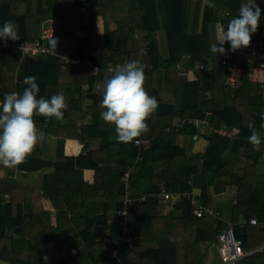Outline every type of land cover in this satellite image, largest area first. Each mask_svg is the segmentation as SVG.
Listing matches in <instances>:
<instances>
[{"label":"trees","instance_id":"1","mask_svg":"<svg viewBox=\"0 0 264 264\" xmlns=\"http://www.w3.org/2000/svg\"><path fill=\"white\" fill-rule=\"evenodd\" d=\"M255 4L261 9L259 27L264 28V3L255 0ZM229 12L231 15L220 18L204 5L198 27V19L189 17L190 0H86L84 3L81 0H0V28L5 21H11L20 38L0 40V101L6 93L22 94L27 87L22 83L24 78L35 76L38 99H50L62 93L67 104L60 121L34 117L44 138L25 163L14 169L0 166V172L4 173L0 177V264H222L213 235L224 229L225 224L210 218L196 223L189 202L172 207L151 199L134 203L126 223L133 235L122 232L121 218L114 212L120 208L124 193L122 176L128 168H132L130 182L137 188L136 195L155 192L160 183H165L168 191H188L191 189L188 182L194 180L193 186L201 191V203L212 206L207 188L214 185L216 193H220L226 185L223 181L230 164L224 159L226 152L241 153L251 161L252 168L259 163L264 136L255 150L248 137L252 131L249 124L257 132H264L260 89L264 79L249 82L243 72L240 86L232 94L226 92V86L220 81H225L229 72L222 61L232 66L233 60L219 54L214 58L210 51V28L216 23L227 26L238 14L235 10ZM45 19L60 21L53 31L52 38L58 41L53 54L20 61L22 53L15 46L40 39ZM109 22L115 24L111 29ZM77 30H86V37H76ZM159 31L166 39V57L161 56L154 37ZM51 39L43 42L51 47ZM224 48L227 52L229 45L225 43ZM61 56L90 59L98 72L94 74L92 67L62 65ZM184 57L189 59L180 70L178 66ZM122 59L126 63L139 60L144 66V87L148 94L160 102L158 87H168L175 107L173 115L158 116L153 112L147 119L148 131L138 139L142 145L149 146L140 152L134 142L120 143L115 150L111 149L108 125L100 117L104 110L100 107L102 94L94 91L101 88L108 66L115 67ZM258 62H244L242 68L245 71L255 67L263 72ZM211 63L214 66L208 70ZM200 65L208 68L199 70ZM189 71L192 80L186 75ZM83 115L90 122L82 131L67 121L77 122L76 118ZM188 116L207 119L212 129L224 125L225 130L233 132L234 140L211 135L202 155L186 154L175 143L178 135L174 130ZM160 117H166L165 122ZM196 132L193 127L180 131L191 135ZM85 138H99V149L85 152L83 144L85 154L64 155L67 139ZM138 153L140 161L136 160ZM49 168L52 173L44 176L47 186H41V193L20 182L26 173ZM76 169L79 177L70 186L69 173ZM83 170L94 171L93 184H84L80 177ZM48 181L66 186H49ZM201 181L205 183L201 185ZM240 187L245 188V184L241 183ZM246 187L250 194L238 189L237 205L232 208L243 212L244 218L255 216L258 221H264V189L257 192L249 184ZM58 192L76 195L81 207L69 211L56 208V224L51 226L50 215L42 210L39 200L43 194L55 198L54 193ZM168 208L171 211L165 214ZM232 213L235 235L243 246L248 240L244 239L247 230L259 245L264 239V228L242 229L237 225L235 212ZM106 235L110 240L101 250V240ZM144 242H152L153 247H142ZM113 250L117 251L116 256L111 255ZM237 264H264V253L250 255Z\"/></svg>","mask_w":264,"mask_h":264},{"label":"clouds","instance_id":"2","mask_svg":"<svg viewBox=\"0 0 264 264\" xmlns=\"http://www.w3.org/2000/svg\"><path fill=\"white\" fill-rule=\"evenodd\" d=\"M209 8H215L212 0H203ZM225 15H231L225 12ZM261 18V9L255 4H242L238 14L233 16L226 28L222 24L217 41L210 45V51L215 58L217 54L224 56L225 43L228 51L235 53L250 46L251 37L257 31ZM18 40L17 27L11 21H5L0 28V40ZM56 39L50 40L54 51ZM98 70V69H97ZM97 70H94L97 71ZM35 76L25 77L23 84L27 87L23 93H6L0 101V166L14 169L26 162L36 144L44 138L35 124L34 117H43L46 121L54 118L60 121L67 110L66 98L62 93L51 96L50 99L37 98L39 86ZM144 66L139 60H130L123 65H109L103 83L100 87L102 99L100 107L101 119L106 125L112 126L115 140L118 143H140L138 139L148 131L147 119L158 108V101L146 91ZM264 121V113L261 114ZM249 143L255 150L262 142L264 132H257L252 124ZM264 129V123L261 124ZM235 232V231H234Z\"/></svg>","mask_w":264,"mask_h":264},{"label":"crops","instance_id":"3","mask_svg":"<svg viewBox=\"0 0 264 264\" xmlns=\"http://www.w3.org/2000/svg\"><path fill=\"white\" fill-rule=\"evenodd\" d=\"M212 2H214L216 5L215 8H212V10L215 11V14L218 15L220 18H224L225 12H229L232 10L233 11L234 10L239 11V8L242 4H253V3H255V0H245V1H241V2H240V0H239V2L237 0L236 1L235 0H213ZM256 2L257 3H264V0H256ZM203 7H204L203 0H190V15H189V17L191 20H193L194 16H195V18L198 19V27L201 24ZM227 9H229V10L227 11ZM195 11L197 12L196 15H195ZM114 25H115L114 22H109V26H110L109 29L113 28ZM98 26H99L98 35H100V33L102 32V22L100 21V19L98 22ZM220 26H221L220 23H216V24H213L211 26L210 30L212 33H210V38H211L210 44H213L217 41ZM226 30H227V28L225 26V31ZM76 32H77L79 38H82L85 36L84 35L85 33L83 32V30H77ZM252 52H253V50H251L250 53H244L243 49H240L236 53V55H234V53H231L228 51L226 52V58H228L229 60L232 59L233 60L232 67H235V69L231 71V74L229 73V75L226 76L225 81H220L224 84V86H226V92L232 94L234 92V90L240 86V84H241L240 78H241L243 72H244L243 77L245 76V79L249 82L256 83L257 81L264 79L263 72L261 70H259L258 68L248 67L245 71L242 68V64L244 62H247V63H250L251 61L253 62V59L256 57V54H253ZM213 66H214V63H211L208 70H210ZM186 75L188 76L189 80L193 79L192 72L189 71V74H186ZM163 88L167 89L165 86H163ZM94 91L95 92L98 91V87H97V89L95 88ZM169 91H170L169 96L165 97L163 100L161 99V102L170 103V104H173V106H174V103H172L173 99H172L171 90L169 89ZM161 96H163V95H161ZM174 110H175V107H174ZM84 112H85V110H84ZM173 114H174V112H173ZM76 120L78 123L75 122L74 120H68V122H69V124L76 125L80 131H82L81 129H84L83 127L85 126V124H87V122H90V120L88 119V117L86 115L80 116ZM107 127L109 129L108 134H109V139L111 141V149L115 150L117 148V145L120 143L116 142V140H115L114 128L112 126H109V125ZM185 127H187V128L193 127L194 129H196L197 132L193 135L180 133V131L182 129H184ZM224 127L225 126L222 125L221 128L212 129V127L209 126L207 119L192 118L189 116L184 117L183 119H181L180 123L176 126V128L174 130V132L178 135L175 139V143L178 146L183 147L186 151V154H188V155H196V154L202 155L204 153L207 145H208V138L211 135H216L218 137H224L222 135V133L227 132V130H225ZM229 132H231V130H229ZM231 133H233V132H231ZM80 134L83 135L82 133H80ZM225 138H228V137H225ZM228 139L234 140V137L228 138ZM83 144H85V149H86L85 152H93V151H97L99 149L100 141H99V138L98 139L97 138L91 139V140L86 139V138H85V140L67 139L65 141V144H64V155L66 157H77L80 153L85 154L84 150L82 152ZM142 146L144 148L143 150H146L149 145L146 144V145H142ZM54 148H55V145H54ZM138 149L140 152L141 148L138 147ZM224 159L227 160V162L230 164L227 166L228 170L226 169V174H225V180L226 181H223L224 183H226V185L220 191V193H222V195L220 193H216V191L214 189V185H210L207 188V195H211L212 204L214 205V202H216L214 207H216L222 213H223L222 207L225 205V203H223V202L226 201V200L222 199V196H224L225 198H230L227 202H230V205H231V200L233 199L234 196L237 195L238 189H239V191H242L245 194H250V193H248L249 188L246 187L247 184H249L253 188H255L257 190V192H261L264 189V149L263 148L260 149L259 163L257 164L256 167H253V168L251 167V161L248 160V158H243L241 153L226 152L224 154ZM76 171H77V169L74 170L73 172L69 173L70 181L68 183L70 186L73 184L74 181L76 182L78 177H79V175ZM2 173L3 172H0V174H2ZM50 173H52L51 168L45 169L42 171L40 170V171H37L35 173H26L24 175L25 178L22 179L20 182L23 183L24 186H31L36 192L41 193V186L43 184L46 185V183L44 181V176L49 175ZM3 176H0V177H3ZM80 177L82 178V181L84 182V184L86 183L89 186V185L94 183L95 174H94V171H92V170H83ZM192 182H195V181L193 180ZM196 182L198 183V180H196ZM204 183H205L204 181H201L200 184L203 185ZM241 183L245 184V188L240 187ZM48 184H49V186H51L52 184L57 186V185H60L61 182H58V181L57 182H55V181L49 182L48 181ZM159 185H158V188H159ZM164 185H165V183H164ZM193 185H194V183H193ZM60 186L64 187L66 185H60ZM132 189L135 193L138 192L137 188L135 186H132ZM193 190H196L195 193L199 194V199H200V193H201L200 188L194 186ZM56 191H57V187H56ZM54 194H55V198L51 195L43 194V195H41L40 200H39L40 201L39 205L41 206L42 210L44 212L49 213V215H50L51 226H55V224H56V219H57L55 216L56 208L61 209V210H65V211H69V209L76 210L79 207H81L79 205L80 199H78L76 195H73V194L66 195V194L61 193V192L60 193L58 192V194H56V193H54ZM101 205H102V203H99L98 206L101 207ZM230 208H231V212H235V214L240 219H242L243 212H238L237 210H234L232 207H230ZM170 211L171 210H169V208H168V210L166 209L165 214L170 213ZM226 218H228V217H226ZM121 229H122V232L125 233L126 235H130V234L133 235V232L131 230L127 229V225H126V227L122 226ZM109 240H110V238L107 235L102 238L101 242H103V243L101 244V250L105 249V245H106V243L109 242ZM239 240L242 242L241 239H239ZM242 245H243V243H242ZM142 247L150 249L153 247V243L152 242H150V243L144 242L142 244ZM216 251H217V246H216ZM49 255H50V251L48 252L47 256H49ZM111 255L116 256L117 251L113 250ZM217 255H218V253H217Z\"/></svg>","mask_w":264,"mask_h":264},{"label":"built area","instance_id":"4","mask_svg":"<svg viewBox=\"0 0 264 264\" xmlns=\"http://www.w3.org/2000/svg\"><path fill=\"white\" fill-rule=\"evenodd\" d=\"M83 2L86 0H82ZM82 11H85L84 8H82ZM50 21L45 20L44 21V32L43 36L39 41L29 46L30 43H25L19 46V50L22 53V58L26 60V55L28 52H31L32 56L31 59H35L40 54H53V50L51 47H49L43 40L45 39H51L53 35V29L49 26H46ZM258 34L262 37L263 43H264V30L261 32L259 28L257 31L252 35V37H256ZM25 49L26 51L23 52L22 49ZM63 61H61L62 65L64 64H71L76 67H92L93 73L97 74L98 68L95 67L92 64V61L87 58H77V57H60ZM261 59L264 60V51L261 55ZM261 67H264V63L261 64ZM208 68V67H207ZM207 68H204L202 65L199 66V70H206ZM94 70H97L94 72ZM264 89V86H263ZM222 135L224 137L233 138V133L227 131L223 132ZM141 141V140H140ZM134 145L137 147H140L141 149H144L141 142L136 143L134 142ZM136 160L140 159V154L138 153ZM132 172V168H128L127 171L123 174L122 180H123V186H124V193L122 195L121 201H120V208L114 212L116 217L121 218V224L122 226L126 227V223L129 218L130 209L132 208L134 203H145L149 199L155 200L160 203L165 204H179L184 201H189L190 205L192 206V213L196 218H204V217H212L217 218L218 213H216L213 209H211L208 206H204L198 202V195L194 193L193 191H168L165 187L164 183H161L159 185V188L155 192H148L143 193L141 195H136V193L132 189V185L130 182V174ZM253 223L255 221H252ZM109 222H107L108 224ZM100 227H103L100 225ZM219 244L217 245V252L218 256L222 262V264H237L242 258L250 256L249 254L252 251H248L242 246V242L235 237L234 229L231 226H226L222 233L218 237ZM264 244L261 245L263 247Z\"/></svg>","mask_w":264,"mask_h":264},{"label":"rangeland","instance_id":"5","mask_svg":"<svg viewBox=\"0 0 264 264\" xmlns=\"http://www.w3.org/2000/svg\"><path fill=\"white\" fill-rule=\"evenodd\" d=\"M82 1V0H81ZM83 2V1H82ZM85 2V1H84ZM83 2V3H84ZM82 8H84V7H82ZM85 9V8H84ZM82 11V10H81ZM82 12H84V11H82ZM45 20H49L50 22L46 25V26H49L50 28H52L53 29V31H54V29L56 28V25H57V23L59 22L60 23V21L59 20H50V19H45ZM44 20V21H45ZM44 21H43V24H42V29H41V32H42V34H41V37L43 36V32H44V28L43 27H45V25H44ZM83 32L85 33L84 35V37H86V35H87V32H86V30H83ZM75 35H76V37H78V34H77V32L75 31ZM41 37H40V39H41ZM52 37H53V35H52ZM51 37V38H52ZM84 37H82V38H84ZM154 37H155V39L157 40V43H158V47H159V51H160V54H161V56L162 57H166L167 56V44H166V39H165V36H164V33L162 32V31H159V32H157V33H155V35H154ZM40 39H38V40H35V41H33V42H30V44H29V46L30 45H32V44H34V43H36L37 41H39ZM28 43V42H27ZM20 45H22V44H17L16 46H15V48L16 49H18L19 50V46ZM23 50V52H25L26 50L23 48L22 49ZM21 52V51H20ZM39 56V55H38ZM38 56L35 58V59H37L38 58ZM31 57H33L32 56V54H31V52H28L27 53V55H26V58L27 59H30V60H32L31 59ZM35 59H33V60H35ZM22 60H24V58H22L21 57V59H20V61H22ZM61 61H63L61 58H59V63L60 64H62L61 63ZM126 63V60L125 59H122L121 60V62H120V65H123V64H125ZM178 68L181 70L182 68H180L179 66H178ZM199 69V68H198ZM187 74H189V72H187ZM102 91H103V89L102 88H100L98 91H96L98 94L100 93V94H102ZM158 91H159V93H160V99H164L165 97H168L169 96V93H170V91H169V89H168V87H167V89H165V88H163L162 87V89H161V87H158ZM161 95H163V96H161ZM162 97V98H161ZM161 102V101H160ZM172 103H174L173 101H172ZM77 119V118H76ZM162 122L166 119V117H160L159 118ZM68 121V120H67ZM66 121V122H67ZM165 122V121H164ZM78 123V122H77ZM86 125V124H85ZM232 132V131H231ZM4 174L2 173V174H0V176H3ZM21 179H24V177H21ZM188 184L191 186V189L190 190H188V191H193L194 193L196 192V190H193L194 189V186H193V184H192V181L191 182H188ZM184 191H187V190H184ZM180 192V191H179ZM221 195H222V193H220ZM198 195V202L200 203V204H202V205H204V206H208V207H210L211 209H213L216 213H218L219 215H218V217L217 218H212V217H209V216H207V217H204V218H210L211 220H215V221H219V222H221V223H223V224H225V226H231L233 229H234V222H232L231 221V218L233 217V213L231 212V208L230 207H232V206H234V205H237V198H236V196H234L233 197V199L231 200V205H230V202H227L230 198H225L224 196H222V199H224V200H226L225 202H223V203H225V205L222 207V210H223V213L222 212H220L216 207H214V205L216 204V202H214V205H212V206H210V205H207V204H203V203H201V201H200V199H199V194H197ZM184 202H189V201H184ZM182 203V202H181ZM180 204V203H179ZM189 204H190V202H189ZM229 204V205H228ZM174 205H178V204H174ZM168 206L169 207H172L173 205L172 204H168ZM191 214L193 215V213H192V206H191ZM236 216V222H237V225H239L242 229H244L245 227H248L249 228V230H252L253 228H254V231L255 230H257L258 228L259 229H263L264 228V221H258V219L255 217V216H252V217H250V218H244V215H243V217H242V219H240L237 215H235ZM193 217L194 218H196L194 215H193ZM226 217H228V218H226ZM204 218H196L195 220V222L196 223H198L199 222V224L201 223V221L204 219ZM252 221H255L254 223L252 222ZM223 230V229H222ZM222 230L221 231H219V232H217V233H214V235H216V242H214V235H213V243L217 246L218 244H219V241H218V237H219V235L222 233ZM235 233V232H234ZM251 236H252V234H250L249 232H248V230H247V233H246V238L245 239H248L246 242H245V249H247L248 251H252L249 255H255V254H262V253H264V246L263 247H261V245L262 244H264V239L260 242V244L258 245V244H256V242L254 241V240H252L251 239ZM235 237H236V235H235ZM237 238V237H236ZM238 239V238H237ZM243 246V245H242ZM247 257H249V256H247ZM247 257H244V258H242L240 261H244V259L245 258H247ZM239 261V262H240ZM53 264H56V263H53Z\"/></svg>","mask_w":264,"mask_h":264},{"label":"bare ground","instance_id":"6","mask_svg":"<svg viewBox=\"0 0 264 264\" xmlns=\"http://www.w3.org/2000/svg\"><path fill=\"white\" fill-rule=\"evenodd\" d=\"M258 28H259V30L261 32L264 30V28H261L259 26H258ZM250 44L252 45V50H253L252 53L253 54H256V57L253 59V62L254 61H259L258 62V67L260 69H262L263 72H264V67H261V64L264 63V60L261 59V55H262V53L264 51V43H263V40H262V37L260 36V34H258L256 37H251ZM254 45H257V47H258V50L257 51H255V48H254L255 46ZM222 65L223 66H227V70H228V72L230 74H231V71L235 69V67L228 66L226 64V61H224V60L222 61ZM263 86H264V81H263V83L260 86V89H261V100H262L261 113H264V89H263ZM263 144H264V142H263Z\"/></svg>","mask_w":264,"mask_h":264},{"label":"water","instance_id":"7","mask_svg":"<svg viewBox=\"0 0 264 264\" xmlns=\"http://www.w3.org/2000/svg\"><path fill=\"white\" fill-rule=\"evenodd\" d=\"M255 51L258 50L257 45H255ZM244 53H250L252 50V45L250 44V46L248 48H242ZM188 61V57H184L182 59V61L179 64V67L182 68ZM158 108L155 111V114L158 116H163V115H172L174 112V106L173 104L170 103H163V102H158ZM214 242H216V235H214Z\"/></svg>","mask_w":264,"mask_h":264}]
</instances>
